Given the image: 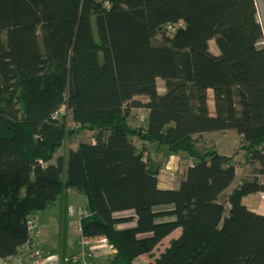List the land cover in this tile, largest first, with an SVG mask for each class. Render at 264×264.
Returning <instances> with one entry per match:
<instances>
[{"label":"trees","instance_id":"trees-1","mask_svg":"<svg viewBox=\"0 0 264 264\" xmlns=\"http://www.w3.org/2000/svg\"><path fill=\"white\" fill-rule=\"evenodd\" d=\"M257 11L256 0H0L1 264L25 258L30 222L71 188L87 196L83 233L107 237L112 264L151 255L178 229L150 264H264V213L243 202L264 192ZM229 130L253 166L239 182L234 156L196 148ZM81 132L91 139L66 148ZM163 150L192 160L175 189L152 167Z\"/></svg>","mask_w":264,"mask_h":264},{"label":"crops","instance_id":"crops-1","mask_svg":"<svg viewBox=\"0 0 264 264\" xmlns=\"http://www.w3.org/2000/svg\"><path fill=\"white\" fill-rule=\"evenodd\" d=\"M259 2V4H258ZM260 2H262V7L260 5ZM256 4H257V17H258V21L262 24V26L264 27V0H256ZM213 52H216L214 50H212ZM182 96L183 98L185 97L186 98V87H182ZM211 94H210V100H211ZM184 104H185V109L187 111H189V104L186 102V100L184 101ZM209 104H210V107L213 108V102L212 101H209ZM212 111H214V108L212 109ZM136 114H139V120L140 122H146V113L144 110L142 109H138V110H135L134 111ZM81 133H84V134H81ZM77 135V139L75 140V138H72L70 139L67 143H66V148H75L79 142L81 141H88L91 139V137L89 135H87L85 132H81ZM227 136H235V133L234 132H223L219 138H224V137H227ZM206 134L204 135V140H207L208 139V136L205 138ZM239 137H241L240 135H238ZM132 140V143L137 147V148H141L142 147V143H141V140L139 139L138 136H133L131 138ZM203 140V141H204ZM230 148L232 150H234V144L232 143L230 145ZM162 154L164 153V158H163V163L161 162V159H159L160 162H158L157 164V168L158 169V186L161 188V189H175L178 187V183H179V180L183 177L184 175V171L187 167V165H191L192 164V160L190 159H186V160H182L180 157H178L177 155H172L170 154L169 157L167 158L165 156V151H161ZM222 154V153H220ZM222 155H225V156H232V155H228V154H222ZM158 159V158H157ZM184 163L186 165H184ZM163 164V165H162ZM152 169V168H151ZM154 169V168H153ZM174 180V182H171V180ZM237 186V183H234L228 190H226V192H229L231 188H234ZM71 193V198L72 200H74L73 202L77 203V207H69L67 208L66 210V207L64 206L62 208V216H61V220L63 221V234L62 236H64V241L67 240V245L65 247H63V254L60 256L58 255L56 252H54L53 250H46L44 248H42L39 244V241H41V243H44L46 244L47 246V243L45 240H41L40 238H42L41 236H39V233L37 234V236L34 237V240H35V244H37L36 246L41 248L43 250V252L45 254H53L55 256L58 257L59 261L61 262V264H64L63 263V260L64 258H67V257H70L72 256L73 254H75L79 248V245H78V234L75 230V224H76V221H77V218L75 216H70L69 215V209H74V210H78V211H83V212H88V200H87V196L86 194L83 192V191H78L76 189H68L66 191V194L64 196V200L68 198V196L70 195ZM220 200V198L218 199V201ZM243 202L244 204H246L248 206V208H250L251 210L255 211V212H258V213H264V201H261L260 200V197L259 195L257 194H252L250 196H247L245 198H243ZM64 204V202H63ZM172 206H162V207H158V209H170ZM89 213V212H88ZM71 217L74 219V221L72 222V226H70L71 229L74 228L75 230V238L74 240L72 241L71 243V246H70V240H69V234H68V224H66V217ZM122 216H131L133 214L132 211H128V212H124V213H121ZM85 218V217H84ZM83 220V219H82ZM82 220H81V223H82ZM172 221V219H168V218H164V219H160L158 220L157 222H169V221ZM32 223H35V225L37 226H40L41 227V231L45 232L46 230L39 224H37L36 221H32ZM54 223H52L53 225ZM133 226V222H122L120 223L117 228L118 229H127V228H130ZM60 228L61 227H58L57 230L60 232ZM56 230V231H57ZM179 233H180V229L174 231L172 234H170L169 236L165 237L158 245L157 247L154 249V251L152 252L151 255H148V254H145V255H142V256H139L137 258H135L133 260V264H150L151 262H153V260L159 256V254L164 251L169 245H170V242L175 239L176 237L179 236ZM39 236V237H38ZM39 238V239H37ZM67 246L69 248V253L66 252L67 250ZM91 251H92V254H93V263L94 264H112L111 263V258L114 256L115 254V248L110 244H103V243H97V244H94L92 245L91 247Z\"/></svg>","mask_w":264,"mask_h":264},{"label":"rangeland","instance_id":"rangeland-1","mask_svg":"<svg viewBox=\"0 0 264 264\" xmlns=\"http://www.w3.org/2000/svg\"><path fill=\"white\" fill-rule=\"evenodd\" d=\"M258 4H259V2H258ZM260 5L262 7V2H260ZM32 31H33L35 49L37 52H40V47L38 44V42H39L38 28L36 26H33ZM210 48H211V50L216 49V52H218V48H217L216 44L214 43V41H211ZM157 83H158V87L160 88V90H162L163 86H164V81L162 79H158ZM67 123L69 126H71L70 121H68ZM225 132H234L235 136H227V135L223 134L227 137L219 138V136L223 132L207 133L205 138L208 136V139L204 140L202 142L198 141L196 148L199 151V153H202V155H204L207 151H218L219 153H222V154H228V155L234 156V160L239 161L241 163L239 165L238 175H237V181L239 182L244 177L252 176V173H253V166H251V165L247 166L244 163V160H245L244 154L247 153V151H246L247 149L244 148V146H246L248 143L245 139H243L242 137H239L235 131L229 130V131H225ZM85 133L87 135L91 136V134H89V132H85ZM81 134H84V133H81ZM76 139L77 138L75 137V140ZM232 143L234 144V150H232L230 148V145ZM163 148H164V150H167L165 147H163ZM61 151H62V149H61ZM169 155H170V153L165 151V156L167 158L169 157ZM163 156H164V153L162 154V152L153 153V155L151 156V160H152V167L154 169L157 168V164H158V162H160L159 159H161V162L163 163V158H164ZM184 165H186V164L184 163ZM254 168H255V166H254ZM174 181H175V179L171 180V182H174ZM237 181H236V183H238ZM73 201L74 200H72L71 193H70L68 198L63 200L64 204L62 207L59 205L57 207H53L52 209L43 211V212L39 213L35 219L37 224L41 225L46 230L45 232L44 231L42 232L41 227L37 225L39 236L42 237L40 239L42 241L45 240L47 243V246H46V244L41 243V241L38 240L40 243L39 245L46 250H53L54 252H56L60 256L63 254V247H65L67 245V240L64 241L63 240L64 236H62V234H63V221L61 220L62 208L65 206L66 210H67V208H69V207H77L78 204L73 202ZM219 201L221 203L225 204L226 198L224 196H222ZM262 201H264V200H262ZM67 216H68V214H67ZM66 218H67L66 224L69 223L68 234H69V240H70V246H71V243L75 238V230L78 234V240L80 239V233L77 231V224H75V230H74V228L73 229L70 228V226H72V222L74 221V219L69 217V216ZM52 223H54V224L52 225ZM58 227H61L60 232L57 230ZM37 239H39V238H37ZM66 252L69 253L68 246H67ZM0 264H1V261H0Z\"/></svg>","mask_w":264,"mask_h":264},{"label":"built area","instance_id":"built-area-1","mask_svg":"<svg viewBox=\"0 0 264 264\" xmlns=\"http://www.w3.org/2000/svg\"><path fill=\"white\" fill-rule=\"evenodd\" d=\"M261 45L264 46V38L260 42ZM259 197L260 200H264V192H260ZM69 215L75 216L77 218V231L80 233V239L78 241L79 248L75 254L70 256L67 260L68 264H94L93 263V254L91 251V247L97 243H103L110 245L107 237L105 236H96L90 237L86 236L83 233L81 220L84 217L89 215L88 212L78 211L74 209H69ZM38 233V228L35 223L30 222L28 227V235L33 239L35 234ZM27 253L25 254L24 259H18L16 261H12L10 263L4 262L5 264H61L58 257L53 254H45L39 249L33 242L26 247ZM64 263V260H63Z\"/></svg>","mask_w":264,"mask_h":264}]
</instances>
